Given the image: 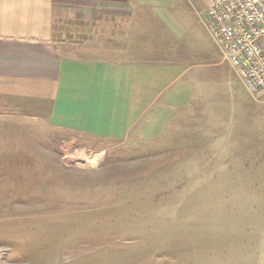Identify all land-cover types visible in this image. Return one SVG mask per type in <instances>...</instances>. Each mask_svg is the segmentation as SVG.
<instances>
[{"label": "rangeland", "instance_id": "rangeland-1", "mask_svg": "<svg viewBox=\"0 0 264 264\" xmlns=\"http://www.w3.org/2000/svg\"><path fill=\"white\" fill-rule=\"evenodd\" d=\"M133 1L138 93L111 95L117 108L102 112L109 116L100 133L51 124L36 102L23 108L0 98V264H264V167L256 165L264 159V95L244 112L236 104L229 122L241 134L228 144L179 137L181 102L195 95L189 80L194 88L240 80L202 22L206 0ZM76 15L60 12V26ZM95 18L78 19L76 37L100 42L69 47L82 64L67 70L92 79L86 63L105 61L106 78L119 86L128 76L114 82L117 47L102 37L123 35L114 20ZM169 54L171 66L186 60L187 74L162 89L169 79L153 69ZM225 102L207 105L221 115Z\"/></svg>", "mask_w": 264, "mask_h": 264}, {"label": "crops", "instance_id": "crops-1", "mask_svg": "<svg viewBox=\"0 0 264 264\" xmlns=\"http://www.w3.org/2000/svg\"><path fill=\"white\" fill-rule=\"evenodd\" d=\"M63 5L66 8L61 7ZM97 9L104 11L97 12L95 11ZM137 9V3L133 0H68V2L0 0V98L7 99L9 104L23 108H33L30 103L36 102L33 109L49 110L48 118L51 124L66 126L69 129H82L94 134L100 133L98 128L106 127L109 116L104 117L102 112L109 113L111 109L117 108L111 95L125 90L129 93H138L137 88L134 91L137 81L135 78L138 76L140 42ZM78 10H80L79 18L77 15L71 20L67 18L65 23L67 28L72 26V31L63 34V28L66 26H60L58 17L60 12H72L74 16ZM85 16H89L92 21H96V16L98 21L114 20L115 23L111 22V26L115 32L123 35L109 39L101 36L105 42L109 41L108 43L117 47L113 69L116 76L114 82L117 84V77L128 76L124 82L120 80L119 86L111 84L109 77L106 78L110 72L107 71L109 66L105 61L90 60L92 62L86 63H90L95 71L92 77L94 80L91 79V74H87L88 70L87 73L85 70L77 73L67 70V67L73 70L76 64H82L75 63L74 57H70L72 53L69 47L79 45L80 42L89 43L88 45L100 42V39L91 41L85 36H82L83 39L76 37V30L80 26L78 24L83 22L80 23L78 19L84 20ZM118 29L121 30L118 31ZM63 46L66 47V51ZM169 57L170 54L165 57L166 61H162L163 64L158 69L159 73L158 70L153 69V75H158L161 79L165 77L169 79L166 82L163 80L162 89L170 85L175 77L181 78L182 75L184 77L187 74L185 59L178 60L171 66ZM142 72L152 77L149 69ZM189 82L193 92L190 91V94H187L195 95L193 98L191 96L189 101L186 98L184 105L181 102L178 112L179 137H205V143L210 142L212 145L220 142L222 137H224L222 143L228 144L232 137L231 133L241 134L234 122L229 120L235 116L236 104L237 106L241 104L239 108L242 109L251 100L244 85L241 82L237 85L207 84L205 85L209 86L207 88L198 84L194 88V81L189 80ZM153 88L157 89L156 86ZM102 94H105L103 101ZM221 99L226 101L224 113L221 112V115L212 113L207 103L216 104ZM242 112H244L243 109ZM137 115H132L130 118L138 119ZM192 116H194V122L190 120ZM220 118L224 119L222 124H220ZM128 124L133 125L126 121L125 125ZM220 125L222 128L227 127L222 133ZM165 126L164 124V128ZM232 128L237 131L231 132ZM106 133L111 135L108 130ZM197 142L201 143V141ZM259 161L261 163L256 165L264 167V159Z\"/></svg>", "mask_w": 264, "mask_h": 264}, {"label": "built area", "instance_id": "built-area-1", "mask_svg": "<svg viewBox=\"0 0 264 264\" xmlns=\"http://www.w3.org/2000/svg\"><path fill=\"white\" fill-rule=\"evenodd\" d=\"M202 22L253 100L264 95V0H206Z\"/></svg>", "mask_w": 264, "mask_h": 264}, {"label": "bare ground", "instance_id": "bare-ground-1", "mask_svg": "<svg viewBox=\"0 0 264 264\" xmlns=\"http://www.w3.org/2000/svg\"><path fill=\"white\" fill-rule=\"evenodd\" d=\"M91 163H95V159L90 160Z\"/></svg>", "mask_w": 264, "mask_h": 264}]
</instances>
